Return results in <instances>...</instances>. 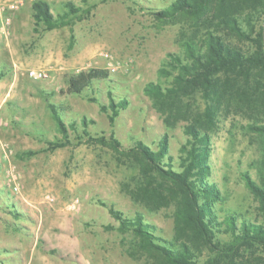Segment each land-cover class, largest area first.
<instances>
[{"label":"rangeland","instance_id":"rangeland-1","mask_svg":"<svg viewBox=\"0 0 264 264\" xmlns=\"http://www.w3.org/2000/svg\"><path fill=\"white\" fill-rule=\"evenodd\" d=\"M36 1L49 4L54 17L64 13L67 2L87 12L47 30L35 18ZM173 1L0 0V264H163L139 247L133 230L119 228L110 206L125 218L140 215L155 227L156 237L177 243V202L168 194L169 184L155 173L145 179L139 158L130 151L137 142L156 151L166 135L164 162L181 171L187 122L166 121L144 88L151 82L170 85L171 78L160 77L158 70L168 54L182 56L183 42L199 44L207 31L226 32L215 27L209 11L157 20L154 13ZM249 14L240 16L242 28L252 38L260 27L264 34V14H252L250 24L245 21ZM227 40L252 50L250 42ZM92 68L108 70V79L93 81L81 94L67 93L66 76ZM109 92L115 102H126L113 121L111 111L101 109ZM195 101L203 108L199 96ZM49 104L61 106L64 122L76 123L67 131L69 143L54 149L49 145L65 139ZM249 112H222L210 133L207 180L220 192L214 212L218 221L233 214L237 226L264 224L242 177L248 173L260 184L264 157V138L247 130L249 124L264 125V110ZM89 137L115 139L118 151ZM216 238L230 239L226 224ZM253 251L244 252L242 264H264V248ZM199 255L201 264L212 256L205 248Z\"/></svg>","mask_w":264,"mask_h":264},{"label":"trees","instance_id":"trees-1","mask_svg":"<svg viewBox=\"0 0 264 264\" xmlns=\"http://www.w3.org/2000/svg\"><path fill=\"white\" fill-rule=\"evenodd\" d=\"M33 10L35 18L43 22L47 30L67 25L73 17L82 19V15L87 12L71 2H67L64 13L56 17L50 13L49 4L43 1L34 2ZM208 11L214 14L213 20L217 21L215 27L219 29L222 26L226 32L224 36L220 32L207 31L199 44L189 40L183 42L182 56L168 54L166 65L158 70L160 77L171 78L170 85L163 87L159 83L151 82L144 88V92L152 99L153 106L166 115V121L173 118L187 122L184 126L187 140L181 147V171L173 170L169 160L164 162L168 151L166 135L159 141L156 151L141 142H137L130 151L139 158L145 179L148 180L155 173L163 182L169 184L168 194H173L177 202V243L156 237L155 227L146 223L140 215L129 219L111 206L108 209L111 216L119 221V228L133 230L139 237V247L147 253L159 256L163 264H201L199 254L204 248L212 256L202 264H242L245 251L250 250L253 253L256 247L264 248V224L243 221L237 226L233 214L218 221L213 205L219 199L220 192L215 184L207 180L210 174V133L217 127L222 112L233 110L260 113L264 110L263 27L252 38L240 22V16L245 11L251 13L245 19L249 24L254 17L252 14H264V0H174L168 7L155 12L154 16L159 21L170 22L180 14L197 16ZM229 37L252 43V50L245 52L229 43ZM1 77L2 74L0 79ZM108 77V70L98 68L71 74L66 76V91L70 94H81L93 81ZM196 96L203 101V108H199L196 103ZM125 106V100L115 102L109 92V102L101 109L111 111L110 120L113 121V116ZM60 107L48 105L58 132L65 142H55L49 145L51 149L69 143L67 131L76 127V123L62 120ZM85 124V120H82L83 134L88 136ZM247 130L264 138V125L249 124ZM88 140L110 146L115 151L119 148V143L112 138L105 140L103 137H89ZM261 164L260 184L248 173L242 174V177L245 186L258 201L259 210L264 217V157ZM149 185L150 182L147 181L146 186ZM223 224H226V232L230 234L228 241L216 238V233L221 232Z\"/></svg>","mask_w":264,"mask_h":264},{"label":"built area","instance_id":"built-area-1","mask_svg":"<svg viewBox=\"0 0 264 264\" xmlns=\"http://www.w3.org/2000/svg\"><path fill=\"white\" fill-rule=\"evenodd\" d=\"M12 8H14L15 6L14 5H12L11 6ZM106 56H107V54H106ZM33 76H35V77H41L42 76V74L41 73H36V72H33V74H32Z\"/></svg>","mask_w":264,"mask_h":264}]
</instances>
